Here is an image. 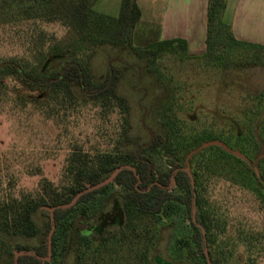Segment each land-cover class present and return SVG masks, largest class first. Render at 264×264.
I'll return each mask as SVG.
<instances>
[{
	"label": "rangeland",
	"instance_id": "obj_1",
	"mask_svg": "<svg viewBox=\"0 0 264 264\" xmlns=\"http://www.w3.org/2000/svg\"><path fill=\"white\" fill-rule=\"evenodd\" d=\"M121 4L122 0H99L93 10L118 17ZM141 5L144 10L161 6L153 0H143ZM41 28L61 40L62 48L74 43V35L60 24H42ZM26 37L0 27V58L41 60L49 43L34 38L30 44ZM158 37V25L140 23L135 47L141 51ZM32 48L35 51H29ZM226 51L223 65L208 62L205 54L186 56L180 48L177 54L162 52L156 60L129 47L99 46L89 51L95 79L106 76L111 65L120 70L118 92L130 106V139L122 138L118 113L103 118L97 108L85 106L53 121L31 105L10 101L0 110L1 190L20 196L37 194L44 181L61 186L75 144L89 152L116 146L133 150L148 146L161 135L167 154H154L156 173L167 172L173 162L181 161L186 169L199 163L203 194L220 226V250L212 249L215 258H227V264H264V47L233 44ZM122 191L112 186L88 206L97 214L111 211L113 200ZM51 213L43 208L34 215L41 229L38 237L0 232V241L14 254L17 244L40 245ZM117 231V227L106 230ZM190 235L189 213L178 206L166 225L158 226V240L151 248L153 264H203V252L192 250L195 259L191 260L189 250L176 245L178 239ZM209 251L204 249L212 264ZM8 258L5 255L3 262ZM73 261L72 253L67 263Z\"/></svg>",
	"mask_w": 264,
	"mask_h": 264
},
{
	"label": "trees",
	"instance_id": "obj_2",
	"mask_svg": "<svg viewBox=\"0 0 264 264\" xmlns=\"http://www.w3.org/2000/svg\"><path fill=\"white\" fill-rule=\"evenodd\" d=\"M99 0H0V27L11 28L37 41L49 43L41 60L0 58V110L10 101L36 108L46 119L59 121L61 115L80 107L92 106L103 118L118 113L123 140L130 139V106L118 92L120 70L110 66L109 73L98 79L90 69L92 51L99 46L129 47L156 60L162 52L177 54L179 48L187 56V42L182 39L157 40L144 48L135 47L136 30L142 18L138 0H122L120 15L111 17L93 10ZM228 0H208L207 51L205 60L225 64L226 51L233 44L245 45L235 38L232 27L224 22ZM60 24L74 43L64 48L61 40L48 36L42 24ZM27 38V37H26ZM33 38V40H32ZM48 38L49 41H48ZM252 45V44H248ZM257 46V45H255ZM39 47H36L38 49ZM29 51H35L34 48ZM46 53V55H45ZM61 62V63H60ZM125 142V141H122ZM163 136L157 135L146 147L89 152L73 145L67 159L61 186L44 181L37 194L15 196L1 190L0 232L8 236L35 238L41 229L34 215L43 208L65 206L81 192L110 178L122 168L112 183L83 194L70 208L55 209L54 221L49 218L45 237L40 245L17 244L11 247L0 241V264H153L151 248L158 240V226L182 206L189 213L191 235L177 240L179 249L203 252L210 248L212 264H227V258H215L218 252L219 222L203 194L199 163L173 162L162 174L155 171L154 154H167ZM112 186L122 188L113 200L111 211L97 214L89 202L105 194ZM82 207L78 208L79 205ZM50 250L49 235L52 226ZM110 227L117 232L107 233ZM253 239L248 240L249 243ZM255 240V239H254ZM191 250V252H190ZM21 253L20 256H16ZM221 253V252H220ZM5 255L9 258L3 262ZM164 264V263H163Z\"/></svg>",
	"mask_w": 264,
	"mask_h": 264
},
{
	"label": "crops",
	"instance_id": "obj_3",
	"mask_svg": "<svg viewBox=\"0 0 264 264\" xmlns=\"http://www.w3.org/2000/svg\"><path fill=\"white\" fill-rule=\"evenodd\" d=\"M142 10L140 23L158 25L159 40L182 39L188 54L207 51L208 0H153L160 3ZM224 22L237 40L264 47V0H228Z\"/></svg>",
	"mask_w": 264,
	"mask_h": 264
},
{
	"label": "water",
	"instance_id": "obj_4",
	"mask_svg": "<svg viewBox=\"0 0 264 264\" xmlns=\"http://www.w3.org/2000/svg\"><path fill=\"white\" fill-rule=\"evenodd\" d=\"M217 145H222V144L217 143ZM121 169H122V168L118 169V170H117V171H116V172H115L110 178H108V179L105 180L104 182H102V183H100V184H98V185H95V186L89 187V188L86 189L85 191L79 193V194L73 199V201H72L71 203H69V204H67V205H65V206H58V207H56L55 209H60V208H70V207L74 206V205L78 202V200L80 199V197H81L83 194L88 193V192H91V191H94V190H97V189H99V188H101V187H104V186H106V185L112 183L113 180L115 179V177H116V176L118 175V173L121 171ZM186 171H189V169H186ZM55 209H52V213H51V220H52V221H54V214H53V212H54ZM54 231H55V226L53 225V226H52V230H51L50 235H49L50 250H51L52 236H53ZM20 255H21V253H18L16 256L18 257V256H20Z\"/></svg>",
	"mask_w": 264,
	"mask_h": 264
}]
</instances>
